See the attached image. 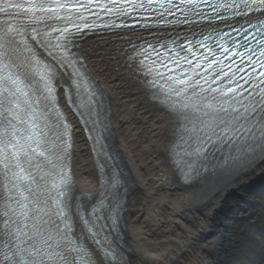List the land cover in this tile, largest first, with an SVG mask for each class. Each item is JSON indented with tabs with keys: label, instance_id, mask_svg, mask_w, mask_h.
I'll list each match as a JSON object with an SVG mask.
<instances>
[{
	"label": "bare ground",
	"instance_id": "1",
	"mask_svg": "<svg viewBox=\"0 0 264 264\" xmlns=\"http://www.w3.org/2000/svg\"><path fill=\"white\" fill-rule=\"evenodd\" d=\"M260 16L264 11L250 18ZM202 29L116 28L79 33L68 41L82 77L98 91L106 144L115 164L109 166L121 175L123 191L116 195L120 206L114 220L122 247L119 264H228L223 256L232 243V220L245 210L249 191L264 181V138L255 153L233 166L213 167L190 183L177 165L174 149L183 122L156 98L138 55L146 43ZM41 52L38 56L52 67L55 103L68 128L65 158L71 198L76 199L70 205L85 200L91 207L103 187L101 155L65 92L73 84L70 73ZM86 245L92 264H110L96 247Z\"/></svg>",
	"mask_w": 264,
	"mask_h": 264
},
{
	"label": "trees",
	"instance_id": "2",
	"mask_svg": "<svg viewBox=\"0 0 264 264\" xmlns=\"http://www.w3.org/2000/svg\"><path fill=\"white\" fill-rule=\"evenodd\" d=\"M252 220H238L235 225V237L228 264H264V187L254 191Z\"/></svg>",
	"mask_w": 264,
	"mask_h": 264
},
{
	"label": "rangeland",
	"instance_id": "3",
	"mask_svg": "<svg viewBox=\"0 0 264 264\" xmlns=\"http://www.w3.org/2000/svg\"><path fill=\"white\" fill-rule=\"evenodd\" d=\"M35 49H37L40 53H41V55L43 56V54H42V52H41V49L39 48H35ZM41 56V57H42ZM43 58V57H42ZM47 58H49V59H51L49 56H47ZM44 59V58H43ZM48 59V60H49ZM45 60V59H44ZM50 62H53L54 63V60H49ZM52 63V64H53ZM59 70L60 68H58V67H56V70ZM60 70H64V68H62V69H60ZM65 72H66V70H64ZM98 102V101H97ZM100 109H101V105H100ZM73 110V109H72ZM100 113V115H101V117H100V120H101V126H102V128H103V130L102 129H100V132L98 133V135H99V137H100V139H101V142H102V145L106 148V151H107V153H108V157H110V159H112V157H111V154H110V151H109V147L107 146V144H106V135H105V133H106V131H105V129H104V127H105V125L106 124H104V123H102V121L103 122H105V115H103V113L100 111L99 112ZM84 126V125H83ZM85 128V127H84ZM85 131H86V128H85ZM86 134H87V132H86ZM112 161H113V159H112ZM115 164H114V161H113V167H115L114 166ZM117 169V168H116ZM117 177H118V179L119 180H121L120 178H121V175L119 174V173H117ZM259 187H264V181H262V182H258L257 183V185H255L250 191H249V193H248V196H249V202L247 203V206H246V208H245V210L242 212V213H240V215L239 216H237L236 218H234L233 220H232V224L230 225L231 226V228H230V242H229V244L232 242V243H234V241H233V239H236V237H235V230H234V228H235V225H236V223L238 222V220L240 219V218H242L243 220H245L246 222L247 221H250V220H252V219H254L253 218V215L251 214V211H252V203L254 202V200H255V198H254V195H253V193H254V191L255 190H257V188H259ZM119 190H120V192L119 193H121L123 190V186L122 185H119V188H118ZM120 195V194H119ZM239 218V219H238ZM115 243H116V246H118V250H119V252L120 253H122V247L120 246V244L117 242V238H115ZM231 243V244H232ZM232 247V245H230V247L228 248V251H227V253H225L224 254V256H223V262L224 263H226L227 262V259H226V257H227V255H230V251H229V249ZM116 264H119V263H116Z\"/></svg>",
	"mask_w": 264,
	"mask_h": 264
},
{
	"label": "snow or ice",
	"instance_id": "4",
	"mask_svg": "<svg viewBox=\"0 0 264 264\" xmlns=\"http://www.w3.org/2000/svg\"><path fill=\"white\" fill-rule=\"evenodd\" d=\"M150 2H151V0H150ZM10 7L19 8L20 5L13 4V5H10ZM4 11H5V9L0 8V12H4ZM262 54H264V53H262ZM209 66H211V65H209ZM158 75H161L162 76L163 74L158 73ZM179 83H184V81H179ZM230 91H235V90L234 89H230ZM32 151L35 152L36 149H33ZM38 155L43 156L44 153L43 152H40V153H38ZM21 171H23V169H21ZM49 238H51V237H49ZM35 251H37V253L40 254L39 253V249H35ZM48 255H50V256H59V258L63 262V264H71V262L68 260V258L66 256L62 255L61 253L53 252V253H49ZM33 264H35V262H33Z\"/></svg>",
	"mask_w": 264,
	"mask_h": 264
},
{
	"label": "water",
	"instance_id": "5",
	"mask_svg": "<svg viewBox=\"0 0 264 264\" xmlns=\"http://www.w3.org/2000/svg\"><path fill=\"white\" fill-rule=\"evenodd\" d=\"M90 114L91 115L87 114V116H85L86 123H88V125H89L86 132H87V136L90 135L91 138L93 139L92 132L96 133L98 128L100 127V124H99V119H97V115L95 117H93L94 115L92 113H90ZM93 141H94V139H93Z\"/></svg>",
	"mask_w": 264,
	"mask_h": 264
}]
</instances>
